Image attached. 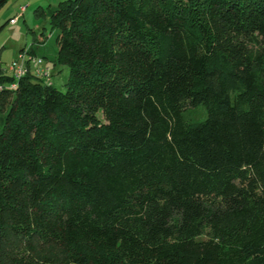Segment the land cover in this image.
Returning <instances> with one entry per match:
<instances>
[{
	"label": "trees",
	"instance_id": "1",
	"mask_svg": "<svg viewBox=\"0 0 264 264\" xmlns=\"http://www.w3.org/2000/svg\"><path fill=\"white\" fill-rule=\"evenodd\" d=\"M36 15L69 76L0 60V264H264V0Z\"/></svg>",
	"mask_w": 264,
	"mask_h": 264
},
{
	"label": "rangeland",
	"instance_id": "2",
	"mask_svg": "<svg viewBox=\"0 0 264 264\" xmlns=\"http://www.w3.org/2000/svg\"><path fill=\"white\" fill-rule=\"evenodd\" d=\"M61 0H6L0 5V59L2 65L7 67L22 48H28L31 44L38 47V54L46 59H51L56 50L55 30H52L46 16L37 17L36 10L47 11L55 7ZM22 10L21 16L15 23L8 19L17 15ZM45 59V60H46ZM52 67V66H51ZM54 71V72H53ZM52 83L58 89L64 90V83L69 76V68L66 65H58L52 69ZM205 108L203 105L189 110V117L197 120L202 117Z\"/></svg>",
	"mask_w": 264,
	"mask_h": 264
},
{
	"label": "built area",
	"instance_id": "3",
	"mask_svg": "<svg viewBox=\"0 0 264 264\" xmlns=\"http://www.w3.org/2000/svg\"><path fill=\"white\" fill-rule=\"evenodd\" d=\"M22 10L23 8H21L16 17L10 20V23L16 22V20L21 16ZM25 50L19 52L17 58L5 67V72L10 73L16 81L28 71H31L36 76L42 78L46 83L50 84L52 82L51 64L41 57L27 54ZM15 85L16 83L14 82L10 85V87L14 88Z\"/></svg>",
	"mask_w": 264,
	"mask_h": 264
},
{
	"label": "water",
	"instance_id": "4",
	"mask_svg": "<svg viewBox=\"0 0 264 264\" xmlns=\"http://www.w3.org/2000/svg\"><path fill=\"white\" fill-rule=\"evenodd\" d=\"M6 0H0V5L3 4Z\"/></svg>",
	"mask_w": 264,
	"mask_h": 264
},
{
	"label": "crops",
	"instance_id": "5",
	"mask_svg": "<svg viewBox=\"0 0 264 264\" xmlns=\"http://www.w3.org/2000/svg\"><path fill=\"white\" fill-rule=\"evenodd\" d=\"M18 13H19V12H18ZM18 13H17V14H18ZM16 16H17V15H16ZM16 16H14V17H16ZM0 60H1V59H0ZM1 62H2V61H1ZM3 67H5V66H3Z\"/></svg>",
	"mask_w": 264,
	"mask_h": 264
}]
</instances>
